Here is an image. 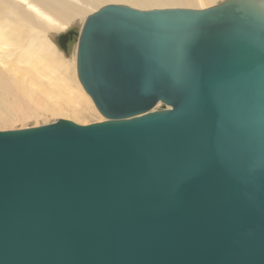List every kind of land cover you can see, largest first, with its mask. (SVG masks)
<instances>
[{
  "label": "water",
  "instance_id": "95a60500",
  "mask_svg": "<svg viewBox=\"0 0 264 264\" xmlns=\"http://www.w3.org/2000/svg\"><path fill=\"white\" fill-rule=\"evenodd\" d=\"M76 42L105 120L0 131V264H264V5L106 6Z\"/></svg>",
  "mask_w": 264,
  "mask_h": 264
},
{
  "label": "bare ground",
  "instance_id": "6f19581e",
  "mask_svg": "<svg viewBox=\"0 0 264 264\" xmlns=\"http://www.w3.org/2000/svg\"><path fill=\"white\" fill-rule=\"evenodd\" d=\"M226 1L0 0V124H11L17 119L26 120L36 115L38 110L46 113L65 110L74 117L83 116L80 112V97L70 101L67 104L70 110H67L60 103L61 98L53 96L57 91L61 92L62 100H69L78 89L71 82L68 83L70 64L60 57L57 49L66 60L75 62L76 77L80 84L76 61L77 42L66 55L56 43V38L71 30L79 36L86 19L102 8L115 5L142 12L173 9L201 11ZM256 1L264 5V0ZM90 102L93 104L91 99ZM160 105L158 103L154 111Z\"/></svg>",
  "mask_w": 264,
  "mask_h": 264
},
{
  "label": "rangeland",
  "instance_id": "374dc122",
  "mask_svg": "<svg viewBox=\"0 0 264 264\" xmlns=\"http://www.w3.org/2000/svg\"><path fill=\"white\" fill-rule=\"evenodd\" d=\"M57 51L60 57L64 61H67L70 64L69 66L70 69L67 71V76L69 77L70 75V80H68V83L71 82L72 85L76 86L78 89L74 92V95L70 96L69 100L67 98L65 101L62 100L63 96L61 95V92L55 91L53 93V96H58L59 98H61L60 103L63 104L64 108H66L67 110H70L67 104L70 101L75 100L76 97L78 98L80 97V99L82 100V103L80 105L81 108L80 112L83 113V116L77 118L72 116V114H69L65 110H61L62 112H57V113L56 112L46 113L45 111L38 110V112L35 113L36 115H34L33 117L31 116L26 120L17 119V120H13L11 124H2V125L0 124V131H12V130L33 128V127H40L55 122L56 120L59 119L69 120L79 125H89L104 121L103 117L96 111L93 104L90 102L89 97L85 94L84 90L77 81L75 62L73 60H66L62 52L59 49H57Z\"/></svg>",
  "mask_w": 264,
  "mask_h": 264
}]
</instances>
